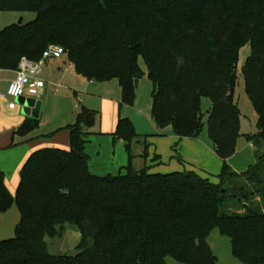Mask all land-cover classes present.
Here are the masks:
<instances>
[{
    "label": "trees",
    "instance_id": "16d2710c",
    "mask_svg": "<svg viewBox=\"0 0 264 264\" xmlns=\"http://www.w3.org/2000/svg\"><path fill=\"white\" fill-rule=\"evenodd\" d=\"M0 11H32L29 22L0 30V69L40 60L63 47L77 73L97 82L117 80L121 104L132 105L139 79L153 84L152 117L180 138L196 139L207 125L223 164L218 181L196 171L135 170L136 127L120 117L114 131L129 153L126 172L97 175L87 145L99 112L80 105L70 148L42 147L20 170L16 194L0 168V211H20L15 236L0 240V264H218L208 237H230L235 257L264 264V0H0ZM257 132L242 133L235 99L239 51ZM211 107L203 110L204 99ZM40 119L27 116L15 131L28 136ZM245 137L256 162L237 172L228 160ZM67 224L81 235L74 255L52 254L47 237Z\"/></svg>",
    "mask_w": 264,
    "mask_h": 264
},
{
    "label": "crops",
    "instance_id": "0c3cea01",
    "mask_svg": "<svg viewBox=\"0 0 264 264\" xmlns=\"http://www.w3.org/2000/svg\"><path fill=\"white\" fill-rule=\"evenodd\" d=\"M15 76L16 70L0 69V93H3L4 88ZM41 78L45 80L46 85L37 99L42 100V114L45 115L44 120L49 121V132L46 134L57 133L50 141H36L23 146L20 150H13L15 153H10L12 143L21 140L22 136L16 135L15 131L27 115L22 112V108L20 112L19 106L10 109L11 100L7 101V97L0 98V168L5 174V184L12 194H16L17 182L20 181V170L33 151L44 146L70 148V130L67 126L76 122L80 105L99 112V119L91 128V135L114 134L121 117L120 112L130 108L133 115L128 118L132 120L140 134L135 142L142 146L138 154L143 158L141 169L147 168L154 173L193 170L213 181H218L223 161L216 154L208 131L207 133L202 132L196 139H190L177 136L172 126L155 128L148 121L149 112L145 114L134 109L133 106L138 101L137 94L134 104L122 105L121 88L117 80L97 82L80 75L66 54L49 58L43 67ZM63 99L72 102L73 107L71 106L68 112L61 110L57 103ZM54 101L57 111L51 115L49 111ZM203 102L207 111L211 107V102L208 103L206 100ZM205 127L207 128V125ZM37 135L42 136L45 133L37 134L34 130L28 136L38 137ZM255 149L252 143L248 142L245 137H241L238 140L237 152L228 160V163L237 172L245 171L256 162ZM133 167L135 170H141ZM19 221L20 211L16 204L5 212L0 211V240L15 236Z\"/></svg>",
    "mask_w": 264,
    "mask_h": 264
},
{
    "label": "rangeland",
    "instance_id": "374dc122",
    "mask_svg": "<svg viewBox=\"0 0 264 264\" xmlns=\"http://www.w3.org/2000/svg\"><path fill=\"white\" fill-rule=\"evenodd\" d=\"M35 17L36 14L32 11H25V12L0 11V30L4 29L9 25L19 23L21 18H23V22H29L33 20ZM251 50L252 48L250 43L243 44L240 47L239 62H238V83L235 89V99L239 104V107L242 112L241 131L242 133L245 134L257 132V121H258L257 113L247 95L246 82L243 76V66L246 63L248 56L251 54ZM140 65L143 71L145 72V74L138 81L136 88L138 101L133 107L134 109L140 110L145 114L146 112H149L148 121L156 128L158 125L154 122V119L152 117L153 84L149 79L147 65L143 57H140ZM6 90L7 87L4 88L3 92H5ZM10 100L11 101L14 100L16 102L21 112L22 107L18 102V98H11L7 96V101ZM204 100L210 103L209 99L206 98ZM55 101H57V99ZM55 101L51 111H49V114L51 115H53L57 111V106H55ZM57 103L59 104L61 110L66 112H68L71 106L73 107L72 102H70V100L63 99V100H59V102ZM206 108L207 107L203 102V110L206 111ZM129 109L120 112L121 117H128L133 115ZM39 119H40L39 126L35 131L37 134L43 132L45 133V135L42 136L37 135L38 137L35 136L21 137L20 142L14 141L12 143V147L10 148L12 149V151H10V153H15L14 151L20 150L23 148V146L36 141H40V142L50 141L52 137L57 134L55 132L46 134L47 132H49L48 129L49 121L44 120L45 115L42 114V109ZM203 132L207 133L206 127H205V131ZM44 147H51V146H44ZM59 148L62 147L59 146ZM62 149H66V148H62ZM87 150L90 157V161H89V165L91 168L90 170L91 171L93 170L94 174L96 173L97 175L105 176L109 174L118 175L126 172V166L129 164L130 161L127 144L123 140L116 138V136L113 133L110 134L101 133V134L91 135L90 142L87 146ZM141 150H142V146L134 141L131 146V151L134 156L132 159V163L133 166L140 169L143 163L142 162L143 158L138 154H140L139 152H141ZM19 182H17L16 189H18ZM79 233L80 232L75 225L67 224L65 226L62 236L55 238L47 237L49 252L52 254H59V255L76 254L78 252L77 246L81 241V235H79ZM208 242L212 250L214 251V254L218 258V264H246L234 256L230 237L223 235L218 228H215L212 231V233L208 237ZM167 262L168 264H186L178 261L177 259L171 256L167 258Z\"/></svg>",
    "mask_w": 264,
    "mask_h": 264
},
{
    "label": "built area",
    "instance_id": "2783aa9c",
    "mask_svg": "<svg viewBox=\"0 0 264 264\" xmlns=\"http://www.w3.org/2000/svg\"><path fill=\"white\" fill-rule=\"evenodd\" d=\"M65 54L63 47L52 44L44 52L43 57L40 60H30L26 56H23L20 60L19 67L16 70V76L12 79L7 90L0 93V98L19 97H35L37 98L45 89L46 82L41 78V73L46 61L49 58L57 57ZM17 104L14 100L9 102V108L14 109Z\"/></svg>",
    "mask_w": 264,
    "mask_h": 264
},
{
    "label": "water",
    "instance_id": "95a60500",
    "mask_svg": "<svg viewBox=\"0 0 264 264\" xmlns=\"http://www.w3.org/2000/svg\"><path fill=\"white\" fill-rule=\"evenodd\" d=\"M23 22V18L20 19L19 23ZM18 102L22 107V112L33 118H39L42 109V100L35 97H19Z\"/></svg>",
    "mask_w": 264,
    "mask_h": 264
}]
</instances>
